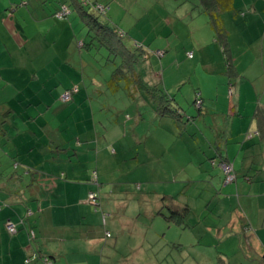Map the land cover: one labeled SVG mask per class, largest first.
I'll use <instances>...</instances> for the list:
<instances>
[{
	"label": "rangeland",
	"instance_id": "obj_1",
	"mask_svg": "<svg viewBox=\"0 0 264 264\" xmlns=\"http://www.w3.org/2000/svg\"><path fill=\"white\" fill-rule=\"evenodd\" d=\"M23 1L28 37L0 28V102L7 100L0 106V196L30 199L37 190L15 161L55 164L62 169L51 174L59 175L75 160L90 169L95 203H104L99 214L109 215L94 230L113 239L121 234L118 247H102L96 258L83 257L86 263L264 264V140L250 136L257 103L259 123L264 116L261 34L248 55L233 50L243 67L259 57V80L233 76L243 89L231 95L221 43L213 42L215 31L195 0H13L14 6ZM232 38L234 48L244 44ZM66 90L75 92L70 103L60 99ZM29 106L25 113L36 120L23 123ZM11 109L16 118L7 115ZM17 125L22 136L12 142L4 133ZM27 128L36 138L49 132L53 142L38 144ZM226 144L237 178L227 187L211 150L225 154ZM43 187V195L58 192ZM171 198L188 208L181 225L163 215H170Z\"/></svg>",
	"mask_w": 264,
	"mask_h": 264
},
{
	"label": "crops",
	"instance_id": "obj_2",
	"mask_svg": "<svg viewBox=\"0 0 264 264\" xmlns=\"http://www.w3.org/2000/svg\"><path fill=\"white\" fill-rule=\"evenodd\" d=\"M195 1L196 5H194V7L196 11L199 12V15L202 12L207 16L208 25L210 29H213L210 15L206 11L205 5H203L201 0ZM14 4L15 2H13V0H0V28H4L6 33L12 28H16L19 31L18 38H26L28 34L24 30V25L22 24L23 19L27 18L26 13L21 16L22 18L19 15L22 12H30L26 10V3L24 1L20 6H14ZM231 6L225 11H219L222 9L217 8V12L220 13L219 18H221L223 26L227 31V36H225L224 40L227 42L231 61L233 63L232 56L235 57V63L237 65L236 68L233 63L230 74L227 69L229 76L228 78L226 77V83L232 95L236 90L241 92L243 89V87H240L239 91L237 86L234 87L236 84H234L233 76H256L255 79L259 80V72L254 73L253 71L256 62H259V57L254 55V59L246 60V65L243 67L239 62L241 56H239L238 59L233 50L237 49L241 53L248 55V49L253 51V44L259 43V34H261L262 39H264V0H231ZM237 29L239 32L232 38L233 32ZM212 34L214 36L213 42H218L220 38L216 36L213 31ZM231 38H242L244 44L240 43L234 48L231 44ZM242 46H244L243 51H241ZM263 47L264 42H262L261 46L262 51L264 50ZM250 61L253 62L248 64ZM248 88L251 92V87L248 86ZM256 88L258 89L259 87ZM199 96L202 98L201 93ZM3 102L7 103L6 98H4ZM3 102H0V106ZM240 104L241 100H239L238 105ZM8 105L10 104L3 105V107ZM28 108H30V106L23 109L24 113ZM243 108L246 109V104H244ZM236 109L238 110L236 113L241 115V105ZM1 113L2 112H0V117L3 116ZM24 113L20 115V118L23 119V123H26V121L30 119H35L29 117L27 113L23 115ZM7 115L11 118H16L19 114H16V112L11 109ZM251 121H256L258 128L255 126V123L252 122L250 130L254 129L256 133L250 136H261L264 140V116L262 117V122L259 123V103H257L256 110L251 116ZM13 122L17 124V121ZM21 128L22 125H17L16 128L11 129L12 133L5 132L4 134H7L8 137H10L9 139L15 142V138L22 136ZM24 128H26V126H24ZM27 131L29 132L28 137L31 136L36 139L38 144L46 140H50L51 143L53 142V137H50L49 132L45 134L41 132V134H37L36 138L34 136V131H31L30 128H27ZM0 139L2 138L0 137ZM211 150L216 152V157L218 156V165L222 169L223 162L232 163L227 144L225 145V154L219 153L218 148L215 146H212ZM23 152H25V155H28L27 151H20L18 156H21ZM82 156L85 157V155ZM76 157H78V155ZM98 159L99 153H97V161ZM8 162L9 158L2 162V165L8 166ZM26 162H28L27 159L20 165L18 161H15V168H17V170L21 168L25 169L24 175L32 178V183L29 186H31L32 189L37 188V190L30 199L23 198V196L21 197L20 195L15 196V192H10L12 194L7 195L6 198L0 196V264H88L85 260H82V258L86 257L88 254L95 257L94 255L102 250V247L119 246L121 243V234L113 239L114 236L112 233L105 232V236H103L101 230L95 231V228H93L94 223L99 229L107 225L109 222V215L107 217L106 214H99L100 212L97 207L100 206L99 208L102 209L104 204L102 200L99 204L89 201V194L93 188L90 187L89 184L93 178L92 174L89 176L88 173L87 175V172H90L88 167H78L76 166L75 160L70 159L68 165L63 168L64 170L60 172L59 175H52V171H61L62 168H60V166H55V164L54 168L52 164L48 165L47 163L40 167H37L34 163H32V167L23 166ZM212 163L215 164V161L213 160ZM233 167L235 168V165H233ZM58 176L66 178L67 181L62 180ZM50 179H57L60 181L56 182V180H53L51 184V182H48ZM82 181H86L87 184L81 183ZM235 182H237V178ZM42 184L46 186L51 185V189L53 191L58 190L59 193L56 191L54 194L48 195L44 191L43 195L44 187L42 188ZM229 185H225L224 183L225 187ZM239 186L242 187V184H239ZM164 196L170 198L167 195ZM30 202L33 203L32 206H28ZM92 206L95 209H93ZM168 206L175 209L183 207L175 198H171V202L168 205L165 204V207ZM163 215L168 217L164 213ZM89 217H91V219H89ZM9 222L17 226V233L10 234L8 232L7 224ZM110 222L115 224L114 217L110 216ZM179 225H181V223H179ZM110 228L112 231L118 230V233L121 232L118 227L111 225ZM32 231L34 232V237L31 235ZM105 237H107V239L110 238V240L107 241ZM42 245H47V247H42Z\"/></svg>",
	"mask_w": 264,
	"mask_h": 264
},
{
	"label": "trees",
	"instance_id": "obj_3",
	"mask_svg": "<svg viewBox=\"0 0 264 264\" xmlns=\"http://www.w3.org/2000/svg\"><path fill=\"white\" fill-rule=\"evenodd\" d=\"M201 2H203V5H205V7H206V11L210 15L211 26L213 27L215 33L218 34L219 37H220V40H218V42L221 43L222 52L224 54V60H225V63H226V67L230 71L233 68V63L231 61V57H230V54H229V49H228L227 42L224 40L225 36H227V31H226V29L223 26L221 18H219L220 17V13L217 12V8L222 9V10H219V11L228 10L230 8V6H231V0H201ZM96 8L101 13H106V8H103V7L99 6L98 4H97ZM139 77L142 78L141 75H139ZM136 78H138L137 75H136ZM141 78H138L137 80H138V82L143 83L142 82L143 78L142 79ZM67 91L72 92V98L69 101L64 102L62 100V95L65 92H67ZM74 93L75 92L73 90L64 91L61 94V96H60L61 101L64 102V103H70L73 100ZM196 103L198 105H200V108H201L202 99H201V97L199 96L198 93H196ZM218 150H219V153H221V154L223 153L221 148H218ZM225 163H227V162H223V164H225ZM169 209H170V213L171 214L168 217H166L169 222L174 221V222L181 223V222H183L184 217L188 214V212H187L188 208L181 207V208H176L175 209L173 207H169ZM262 260L264 262V254H263Z\"/></svg>",
	"mask_w": 264,
	"mask_h": 264
},
{
	"label": "built area",
	"instance_id": "obj_4",
	"mask_svg": "<svg viewBox=\"0 0 264 264\" xmlns=\"http://www.w3.org/2000/svg\"><path fill=\"white\" fill-rule=\"evenodd\" d=\"M66 12H67V10L64 8V12L60 13L59 16L60 17L64 16L66 14ZM71 98H72V92H70V91H67L62 95V100L64 102L69 101ZM222 167H223V171L225 174V180H224L225 185H228V184L235 182L236 181V175L234 174L233 165L230 163H225V164H223ZM89 201H92L93 203H95V201H96V195L93 192H91L89 194ZM7 230L10 234H15L17 232V227L15 224L9 222L7 224ZM31 235H32V237H34L33 231L31 232ZM108 236L110 237L109 234H108Z\"/></svg>",
	"mask_w": 264,
	"mask_h": 264
},
{
	"label": "clouds",
	"instance_id": "obj_5",
	"mask_svg": "<svg viewBox=\"0 0 264 264\" xmlns=\"http://www.w3.org/2000/svg\"><path fill=\"white\" fill-rule=\"evenodd\" d=\"M229 185V184H228ZM17 227V226H16ZM18 230V229H17ZM17 233V232H16Z\"/></svg>",
	"mask_w": 264,
	"mask_h": 264
}]
</instances>
